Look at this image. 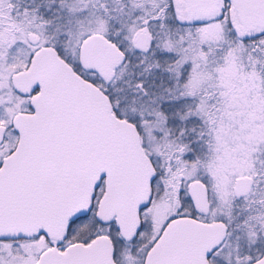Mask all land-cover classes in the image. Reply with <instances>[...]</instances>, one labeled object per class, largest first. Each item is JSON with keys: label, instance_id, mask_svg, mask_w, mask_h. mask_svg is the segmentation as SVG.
I'll return each mask as SVG.
<instances>
[{"label": "snow or ice", "instance_id": "snow-or-ice-1", "mask_svg": "<svg viewBox=\"0 0 264 264\" xmlns=\"http://www.w3.org/2000/svg\"><path fill=\"white\" fill-rule=\"evenodd\" d=\"M0 264H264V0H0Z\"/></svg>", "mask_w": 264, "mask_h": 264}]
</instances>
